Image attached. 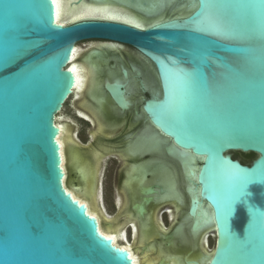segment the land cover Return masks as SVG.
<instances>
[{"label":"water","instance_id":"1","mask_svg":"<svg viewBox=\"0 0 264 264\" xmlns=\"http://www.w3.org/2000/svg\"><path fill=\"white\" fill-rule=\"evenodd\" d=\"M114 3L150 25L138 29L83 20L62 26L52 0H0V264H133L129 252L99 233L97 221L63 185L56 117L75 92L76 76L68 67L73 53L89 41L107 46L87 56L107 59L116 53L122 60L127 55L123 48L130 47L152 63L156 75L151 72L148 78L138 62L126 66L114 61L111 71H105L97 60L102 92L90 96L88 107H79L106 117L116 114L113 102L127 113L134 108L136 87L143 93L149 89L142 111L151 130L169 144L165 153L174 160L175 147L182 157L202 159L192 167L198 170L199 197L190 196L184 185L188 209L168 237L177 236L204 203L213 218L209 237L215 240L207 264H264V0ZM100 99L109 109L101 108ZM136 114L141 118L138 110ZM234 153L258 157L244 164ZM179 167L186 181L184 164ZM148 183L152 190L143 189L144 183L138 186L142 198L132 205L139 218L160 206V186ZM71 188L81 190L76 183ZM196 229L195 220L189 235ZM164 238L154 243L158 255L165 252L184 264H201L205 258L195 254L201 238L185 254L177 247L190 246L189 241H179L169 251ZM159 264L167 263L162 259Z\"/></svg>","mask_w":264,"mask_h":264},{"label":"bare ground","instance_id":"2","mask_svg":"<svg viewBox=\"0 0 264 264\" xmlns=\"http://www.w3.org/2000/svg\"><path fill=\"white\" fill-rule=\"evenodd\" d=\"M52 1L55 6V19L57 21V24L62 25V26H66L72 23L83 21V20L113 21V22L124 23L130 26L136 27L138 29H146L150 25L147 23V20L145 17L134 12L130 8H126V7H123V6H120L114 3V1H121V0H112L111 2H104V3H95V2H88L86 0H82L78 4H72V0H52ZM89 47L91 46L84 47V46L78 45L73 53L72 63L68 66L70 70L76 76L75 92L72 97H75L77 100H80L81 103L86 107H88L87 105L88 103L86 104V93L87 92H89L92 97H98L99 94L102 92V89L99 86V83L97 82L98 68L94 62L97 60L100 62L106 61V59L102 55L97 56L93 54L90 56H86L82 62L79 61V59L88 50L91 49ZM110 47L113 48L114 46L113 47L110 46ZM92 50H97V48L92 49ZM100 103L101 102H99V104ZM101 108L106 111L105 107L101 106ZM62 112L63 110L56 117V125L59 128V135L57 137V142L60 147V155H61V160H62L61 167L64 173L63 185L67 193L71 195L73 200L77 201L79 205H84V207L87 210V213L97 221L99 233L102 236L110 239L113 245H115V247L128 251L129 257L132 259L133 264H159V262L162 259L167 264H184L181 259H178L174 256L164 255L166 253H163L162 255L156 254L155 246L153 245L154 243L158 241L157 239L153 238L157 232V230L154 229L155 227L153 226V219H152L153 213L150 215L148 219L144 217L146 220L141 218L144 220V223L142 227V232H140V235H139L138 224H137L139 221L137 222V220L134 219V215L128 209L129 203L131 201V199L129 200L130 196H131L130 198H132L133 201L134 200L137 201L139 200V198H141L137 193V189H136L137 186L136 185L134 186V184H131L132 182H129L127 187H125V189L123 190L124 195L117 196V206L119 210L122 212V215L124 214L123 220L118 219V217L116 218V217L109 216L105 211V207L102 208L103 198L100 193V188L97 193L96 184L95 185L94 183L90 184V182L89 184H80L81 190L79 191H73L72 189L68 188L67 180H66L67 162L70 161L71 159L74 162L79 160L81 157V154H80L81 152L79 151L78 146H77L80 144V142L77 141L76 139L77 133H74L72 129H70V125H66V123L64 122L65 118L64 117L62 118L61 116ZM93 112L97 113L98 111L92 110V113ZM98 114H99V117H102L100 116L101 112ZM80 115L86 118H89V116L84 114L82 111L80 112ZM95 115L97 116V114ZM105 131H106V126L102 122V118H101L99 119V124H98L97 130L95 131L94 135L96 136L97 133L105 134ZM164 145H169L166 143L164 138L160 137L154 130H148L144 135L140 136L137 140H135V142L133 138L132 144L129 147V152L131 155H134L135 153L136 154H139V153L146 154V152H149V153L151 152V153H154L155 155L159 153V155H161L163 152L162 150L164 149ZM67 150H68V153H67ZM173 150H174V155L172 157L175 159L177 158V160L180 159L181 163H183L185 167L186 181L184 180V185L189 186L190 196L196 199V197H199L198 196L199 192L195 184L196 179H197L198 170L195 167L194 168L192 167L196 166L198 161L202 159L196 158L190 154H185V156L182 157L179 150H177L175 147H173ZM68 154L70 155V158L68 157ZM89 154L96 161L97 163L96 168H98L99 170V165L101 161L103 160L104 156L98 154L97 152H91ZM123 157H129V155L125 153L123 154ZM73 161L71 164L72 166L74 165ZM156 161H159L160 163H162L161 160H156ZM146 164H149V163H146ZM190 169H193V174L191 173ZM137 171L138 169H136L135 173H137ZM150 174L152 175L153 179H158L157 180L158 183L155 181H151L160 186L161 190L159 189L158 193L159 191L161 192L163 191V188H162L163 186H161L160 184H163L165 187L163 193L161 192L159 193V196L157 198V204L174 205L177 208L178 213H179L178 208L181 207L184 203H185L184 205H186V197L185 195H183L184 197L182 196V193L180 190L178 171L177 170L175 171L174 168H172L170 165L167 167L164 166L160 170H157L154 173H150ZM132 175H134V170L132 171L131 176ZM146 182L147 180L144 182V184ZM169 182L171 183L169 184ZM170 185H172V188L169 187ZM200 206L201 207L197 210L195 217L193 218L189 217L186 220V223L184 226L187 228L190 227L193 221L195 220L197 221L196 231L194 233H191L189 237L187 236L186 241H188L189 239L193 241L196 239H200L201 237L202 238L201 240H203L202 241L203 244H208L209 235H210V231L208 229L213 227V218L210 215V212H211L210 209L206 207L204 203L202 205L200 204ZM170 212H171L170 219L175 221V219H177L176 218L177 212L176 213L175 211H170ZM154 213H156V211ZM128 225H132L133 237L135 241L140 239L141 244H145L146 242L149 241V243L153 245L152 246L149 245L151 247L148 246L144 249V251L139 252V250L141 249V246L135 247L134 240H133V243L131 244L127 240L126 229ZM184 226L178 232V235L172 238H176V239L177 237L182 238L183 232L185 230ZM161 235L166 237L164 239H170V237H168L169 234L161 232L158 236H161ZM164 239H163V242H164ZM166 243L167 242H164V245ZM175 245L168 246L166 244V246L170 247V249H173ZM213 251H211L207 255L206 254L204 255L205 258L202 260L201 264L208 263V260L213 254Z\"/></svg>","mask_w":264,"mask_h":264},{"label":"rangeland","instance_id":"3","mask_svg":"<svg viewBox=\"0 0 264 264\" xmlns=\"http://www.w3.org/2000/svg\"><path fill=\"white\" fill-rule=\"evenodd\" d=\"M131 2H134V0H128ZM81 46H91L89 48H91L90 50H88L80 59L79 61H83L84 58L88 55V53L90 51H92V49H100L101 47H105L107 46L106 44L97 42V41H89V42H84L79 44ZM126 52L127 55H124L122 57V60L119 59V56L114 54H110L108 55L106 58L107 61L103 62L101 64V66L103 67L102 69L105 71H111V65L114 61H117V64H123L128 66L130 63L134 64V58L138 61V63H140L146 70L147 74H149L148 78H150V74H154L155 73V69L152 65V63L146 59L145 57L141 56L139 53H134V49L132 48H123ZM119 72V70H118ZM152 72V73H151ZM115 73V72H114ZM134 85V84H133ZM117 92H119V99L123 102L124 101V96L122 95V93L120 92V85L117 84L115 85ZM90 93L87 92L86 94V100L88 101V99L90 98ZM132 100L134 102V91H133V95H132ZM138 100V99H137ZM86 101V103H87ZM101 103H104V107L109 109V107L111 106L109 103H107L105 101V99H100ZM142 101L138 102L137 107L140 108ZM83 104L81 103L80 100H77L75 97L70 98L63 109V112L61 113L62 118H65L66 123H68L70 126H73L74 128H76V131L78 130L80 135H79V139L81 141V144L79 147H82V145H87V146H97L96 144H98L97 142L100 140V135H98L95 138H92L91 136V132L94 130L93 127H91L88 124H85L84 122H82L79 118L78 115L80 116V112L82 111L84 114L88 115L89 117H93L88 111L82 110L79 106H82ZM95 116V113H93ZM96 117V116H95ZM98 117V116H97ZM115 121L114 125L120 126V129L118 130V132H116V135L114 137H112L111 139H113V141L111 142H106V144H108V147L112 148L114 151L118 150L117 153H122L123 150H127L128 148V142L130 141L129 137H135L138 132H139V128H137V126H135L136 124H134V108L130 110V112L125 113L124 115L121 116H117L113 119ZM240 154V153H234V156ZM148 157L145 158H128L129 161H127L126 165H121L120 160L115 156V155H110V157L108 158V160H106L104 162V167H105V176H104V180H103V194H104V205L106 207V210L108 212L109 215L113 216V217H118V219L121 218L120 215V211L116 206V198L119 195L118 189L119 190H123V186L121 185V181L123 179L125 170L128 166H130L133 162L135 163L136 161H143L142 165L139 167L140 168V174L138 177H132L133 181L131 184H134V186L136 185V183H134V180L137 181L138 186L140 187L141 184H143L146 181L147 178V173H154L157 170H160L161 168H163V166L161 165V163L159 161H155L152 162L150 160H146ZM80 161L83 160L79 159ZM151 162V163H150ZM86 166L88 169L91 168L89 161H86ZM149 163V164H146ZM97 164V163H96ZM124 166V167H123ZM175 166L177 168V171L179 173V184H180V190L182 193L183 192V187H184V179L182 177V172L180 170V167L178 165V163H176L175 161ZM138 169V168H137ZM139 170V169H138ZM73 178V175L71 174L70 171V175H69V179L67 182V186L68 188L71 189V180ZM172 178V177H171ZM171 182H169L170 184ZM146 186H144L145 190L150 191L152 190L153 186L150 185L149 183H145ZM161 186H163V191H164V185L160 184ZM169 187L172 188V185H170ZM161 190V188H160ZM163 191L161 193H163ZM185 195V194H184ZM186 197V205H184L183 207H179V213L177 208L174 205L168 204V205H160L159 207H156V216L154 218V221L157 217V213L162 212L161 214V219H163V224L166 226V230H164L159 224H157L156 222V226L159 228V231L162 233H166L169 234L168 236H170V234L173 232V230L178 226V224L182 221L183 216L186 214L187 209H188V197L185 195ZM129 211L133 212L130 207H128ZM177 210V211H176ZM168 212V215L165 214L163 216L164 212ZM170 211H175V213L177 212V219L175 220V222L171 221L170 219ZM188 232V230H187ZM186 232V235L189 237V233ZM211 235V234H210ZM153 237V236H152ZM161 236H156V239H158V242L161 243V241H159ZM201 238V237H200ZM130 239V243L133 242V239L131 238V236L129 237ZM202 239V238H201ZM200 239V243L198 245V248L195 249V254H200V255H207L208 253H210L211 251H213L214 248V238L212 236L209 237V243L208 244H203V240ZM189 242L191 241L190 239L188 240ZM192 242V241H191ZM191 242L189 243L190 246H184V247H177V250L182 252L183 254H185L186 252H188L191 249ZM178 243V240L176 238H171L167 239V244H171L174 245ZM203 244V245H202ZM137 245H135L136 247ZM144 245H141V248ZM142 250L140 249L139 252H141ZM170 251V250H169Z\"/></svg>","mask_w":264,"mask_h":264},{"label":"flooded vegetation","instance_id":"4","mask_svg":"<svg viewBox=\"0 0 264 264\" xmlns=\"http://www.w3.org/2000/svg\"><path fill=\"white\" fill-rule=\"evenodd\" d=\"M97 42H99V41H97ZM100 43H103V44H106V42H100ZM108 47H110V46H108ZM113 47V46H112ZM102 48V47H101ZM128 48H130V47H128ZM98 49V48H97ZM133 49V48H132ZM134 53H138L136 50H134ZM105 62V61H104ZM134 62H138L135 58H134ZM132 83H134V73H132ZM87 94V93H86ZM149 95H150V90L148 89L147 91H146V93H143L142 91H141V89H140V86L138 85L137 87H136V92L134 93V124H136L135 126H137V128H139L140 130H139V132H138V134L142 131V130H144L145 129V127L147 126V125H149V121L147 120V118H146V115H144L143 114V111H142V106H143V104H144V102H143V99H147V98H149ZM138 99V100H137ZM87 101V100H86ZM139 101H142V103H141V105H140V108H138L137 107V105H138V102ZM87 103H88V101H87ZM86 103V104H87ZM112 103V105L116 108V114L115 113H111V112H109V114L106 116V117H99V114H98V112L97 113H95V114H97V116L99 117H97L96 115V117L94 116V112L92 113L91 111H88L93 117H89V118H86V117H84V116H82V115H78V118L82 121V122H84L85 124H88V125H90L91 127H93L94 128V130L91 132V136H92V138H95V137H97L98 135H100V140L97 142L98 144H96L97 146H87V145H82V147H79L80 146V144H81V141H80V139H79V135H80V133H79V131L77 130L76 131V128H74L73 126H70V129H72V131L74 132V133H77V137H76V139H77V141H79L80 142V144H79V146H78V149H79V151L81 152L80 154H81V159H83V160H77V161H73L72 159L70 160V161H68L67 162V177H66V180H67V182H68V179H69V175H70V171H71V174L73 175V178H72V180H71V184H89V182H90V184L92 183H94V185L96 184L97 185V193H98V191H99V188H100V193H101V196H102V198H103V205H102V208H104L105 207V205H104V194H103V180H104V176H105V167H104V162L106 161V160H108V158L110 157V155H115L119 160H120V162H121V165L123 164V165H126L127 164V162H126V160L127 161H129L128 160V158L130 157V158H133V159H135V158H137V157H139V158H145V157H148L147 159H152V160H154V161H156V160H161V165L164 167H167V166H170V165H172L171 163H173L172 161H176V163H178V165H179V163L181 162V160L180 159H178L177 160V158L175 159L174 158V160H172L170 157H169V155L168 154H166L165 153V149H163L162 151V154L161 155H159V153L158 154H154V153H149V152H146V154H142V153H139V154H134V155H131L130 154V152H129V147H130V145L132 144V140H133V138H134V142H135V140H137L140 136H142V135H144L148 130H151V126L149 127V128H147L146 130H145V132H143L140 136L137 134L135 137L133 136L132 138L131 137H129L130 138V141L128 142V148H127V150L125 149V150H123V152L122 153H117V151L118 150H113L112 148H110V147H108V144H106V142H111V141H113V139H111L112 137H114L115 135H116V132H118V130L120 129V126H117V125H114L115 124V121L113 120L115 117H117V116H121V115H124L125 113L124 112H121L120 110H117L118 108L116 107V105L113 103V102H111ZM100 106H103L104 107V103H100L99 104ZM82 106H84V105H82ZM84 107H86V106H84ZM82 109V108H81ZM106 110H107V108H105ZM82 110H85V109H82ZM136 110H138V112L140 113V115H141V118H139V116H137V114H136ZM85 111H87V110H85ZM120 113H119V112ZM102 118V122L104 123V125L106 126V131H105V134H100V133H97V135L95 136L94 135V133H95V131L97 130V127H98V124H99V119H101ZM66 123V122H65ZM66 125H69L68 123H66ZM139 136V137H138ZM89 150H91V151H89ZM91 152H97L98 154H100V155H103L104 156V158H103V160L101 161V163H100V165H99V170H98V168H96L97 166H96V161L93 159V157L89 154V153H91ZM67 153H68V150H67ZM128 154L129 155V157H123V154ZM132 156V157H131ZM157 156V157H156ZM159 156V157H158ZM68 157L70 158V155L68 154ZM161 157H162V159H161ZM124 158V159H123ZM127 158V159H126ZM157 158V159H156ZM146 159V160H147ZM168 159V160H167ZM72 161H73V163H74V165L72 166L71 164H72ZM86 161H89V163H90V166H91V168L90 169H88L87 167H85L86 166ZM166 161V162H165ZM170 161H171V163H170ZM138 162H141V161H137V163ZM142 165V164H141ZM141 165H138V166H134V162L130 165V166H128L127 168H126V170H125V173H124V176H123V179H122V181H121V185L123 186V190L125 189V187H127V185H128V183L130 182V180L131 181H133L132 180V177H138L139 176V174H140V168H139V166H141ZM167 165V166H166ZM124 167V166H123ZM172 167V166H171ZM139 169L138 171H137V173H135L136 172V169ZM134 170V175H132L131 176V174H132V171ZM81 173H83L84 174V178H83V175L81 174ZM96 173V174H95ZM137 174V175H136ZM96 176V178H95V176ZM95 178V179H94ZM85 180V181H84ZM95 180H96V182H95ZM146 180H147V182L146 183H148V182H151V181H155V182H157L158 183V179H153L152 178V175L148 172L147 173V178H146ZM125 182H126V184H125ZM134 183H136V189H137V193H138V195L142 198V196L139 194V191H138V183H137V181L136 180H134ZM81 186V185H80ZM100 186V187H99ZM72 189V188H71ZM123 190H119L118 189V192H119V195H124V191ZM161 191H159V193H160ZM159 193L156 195V203H157V198H158V196H159ZM127 195H128V193H127ZM129 197V196H128ZM131 197V196H130ZM129 197V200L131 199V201H130V203H129V207H130V209L132 210V205H133V203L134 202H138V201H140V199L141 198H139V200H137V201H133L132 200V198H130ZM158 205V204H157ZM159 205H161V204H159ZM163 205H168V204H163ZM116 206H117V198H116ZM117 208H118V206H117ZM119 209V208H118ZM105 211H106V213L108 214V212H107V210H106V207H105ZM120 211V210H119ZM133 211V210H132ZM131 212V211H130ZM133 215H134V219L135 220H137V224H138V230H139V235H140V232H142V227H143V223H144V220H146V219H148L150 216H148V217H145V218H143V219H141V218H139V217H137L136 216V214H134V211L133 212H131ZM169 213H171V212H169ZM161 214H162V212H160V213H157V217H156V219H155V221H154V218H155V216H156V213H154L153 215H152V219H153V226L155 227L154 229H156L157 230V232H156V235L153 237L154 239H156V236H158L161 232L159 231V228L156 226V223L157 224H159L164 230H166L167 231V229H166V226L163 224V219H161ZM165 214H167L168 215V212H164L163 213V216L165 215ZM109 215V214H108ZM120 215H121V220H123V216H124V214L122 215V212L120 211ZM151 215V214H150ZM109 216H111V215H109ZM113 217V216H112ZM177 218V217H176ZM142 220V221H141ZM176 220V219H175ZM171 221H173V220H171ZM156 222V223H155ZM173 222H175V221H173ZM140 224V225H139ZM157 227V228H156ZM185 227V226H184ZM187 227H185V230H184V232H183V236H182V238H180V237H177V239H178V242L179 241H184V238H185V240L187 239V235H186V232H187ZM126 231H127V233H126V237H127V240H128V242L130 243V239H129V237L131 236V238L134 240V244L135 245H137V246H141V245H144L143 247L144 248H141V250L142 251H144V249L146 248V247H148L149 245H153V244H151V243H149V241L148 242H146L145 244H141L140 243V239H138L137 241H135V239H134V237H133V229H132V225H128V227H127V229H126ZM178 235V234H177ZM157 241H158V239H157ZM164 242H167V239H164ZM133 243V242H132ZM131 244V243H130ZM177 244V243H176ZM146 245V246H145ZM175 245V244H174ZM151 246H149V247H151ZM153 246H155V245H153ZM177 245H175L174 246V248L176 247ZM164 247V249H170V247H168V246H166V244L163 246ZM173 248V249H174ZM164 252V251H163ZM165 253V252H164Z\"/></svg>","mask_w":264,"mask_h":264},{"label":"trees","instance_id":"5","mask_svg":"<svg viewBox=\"0 0 264 264\" xmlns=\"http://www.w3.org/2000/svg\"><path fill=\"white\" fill-rule=\"evenodd\" d=\"M236 159H239L244 164H250L253 162L258 156L256 154H237L234 156Z\"/></svg>","mask_w":264,"mask_h":264},{"label":"snow or ice","instance_id":"6","mask_svg":"<svg viewBox=\"0 0 264 264\" xmlns=\"http://www.w3.org/2000/svg\"><path fill=\"white\" fill-rule=\"evenodd\" d=\"M192 75H194V76H198L199 73H198V72H194Z\"/></svg>","mask_w":264,"mask_h":264}]
</instances>
